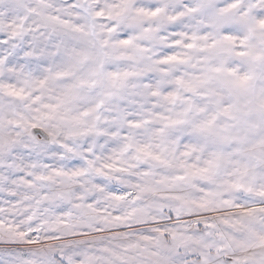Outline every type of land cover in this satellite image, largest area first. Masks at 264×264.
Returning <instances> with one entry per match:
<instances>
[{"label": "snow or ice", "instance_id": "6c2138e0", "mask_svg": "<svg viewBox=\"0 0 264 264\" xmlns=\"http://www.w3.org/2000/svg\"><path fill=\"white\" fill-rule=\"evenodd\" d=\"M0 264H264V0H0Z\"/></svg>", "mask_w": 264, "mask_h": 264}]
</instances>
